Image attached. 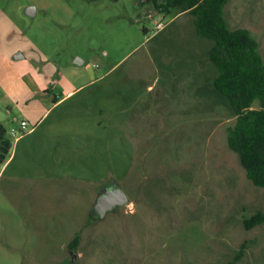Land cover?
<instances>
[{"label":"rangeland","instance_id":"374dc122","mask_svg":"<svg viewBox=\"0 0 264 264\" xmlns=\"http://www.w3.org/2000/svg\"><path fill=\"white\" fill-rule=\"evenodd\" d=\"M149 1L0 0L4 139L37 123L28 110L42 84L58 95L64 74L83 84L20 142L33 162L54 160L48 206L31 209L28 180L0 177V264H264V223L245 226L264 187L229 144L237 115L211 84L214 41L191 11L153 16ZM225 9L264 55V0ZM20 83L30 102L13 97ZM114 183L129 202L101 217L95 204Z\"/></svg>","mask_w":264,"mask_h":264},{"label":"trees","instance_id":"16d2710c","mask_svg":"<svg viewBox=\"0 0 264 264\" xmlns=\"http://www.w3.org/2000/svg\"><path fill=\"white\" fill-rule=\"evenodd\" d=\"M149 2L166 15L191 11L196 15L197 31L214 41L210 57L218 74L213 86L237 115L229 127V144L240 153L248 176L264 187V55L259 40L249 29L231 26L225 11L228 0ZM263 223L264 209L245 219L247 228ZM78 240L76 236V246Z\"/></svg>","mask_w":264,"mask_h":264},{"label":"crops","instance_id":"0c3cea01","mask_svg":"<svg viewBox=\"0 0 264 264\" xmlns=\"http://www.w3.org/2000/svg\"><path fill=\"white\" fill-rule=\"evenodd\" d=\"M150 11L152 12L153 16L157 13H164L160 11H155L154 8H150ZM194 19L196 20V15ZM172 20H177V19L176 17H173ZM156 21L157 22L163 21V19L159 18V19H156ZM13 57L14 56H10V54H7L5 55L4 60L6 63L14 66V64L16 65L18 62H15L16 60ZM17 57H22V55L17 56ZM63 76L64 78H62L61 82H59L60 85L64 89L62 95L53 93L51 87H49L48 84L41 85L40 90H44L43 93L44 95H46V98L44 100H41L39 103H36L37 106L36 104L34 106H31L30 109L28 110L29 112L28 115L30 116L31 121L34 120L37 123L33 125L32 128H30L27 132L16 137L14 145L11 144V141L9 139H2V138H5V133L7 130L4 124L0 123V127L1 126L4 127V130L2 129L0 131V138H1L0 139V151L4 152L0 154V162H1L0 177L2 178L3 176L7 175L8 180L24 179L30 182V188L28 190L30 192L29 196L31 197V200L33 202V204L31 205L32 210H36L38 208L37 202L39 200L43 201V206H48L49 191L52 186L53 174L55 172V163H54V160L48 159L49 157L47 153L48 151L46 152L47 153L46 156H44L46 158L45 159L43 158V160L40 163L33 162L31 157L29 156V154H32L33 149L29 146H26V147H22L21 148L22 150L20 151V142L27 136L36 132L38 125L42 122V120L45 118V116L48 114L50 110L56 109L63 102L69 100L83 86V84H77L75 81L71 80L65 74ZM213 80H214V77L211 80L212 86H213ZM52 84H55V82H53ZM13 86L16 88L15 90H13V88L11 87L14 92L13 94L14 96L12 95V93L8 92L9 96H13L15 100L17 101L18 100L21 101V99L29 98L28 101L30 102L31 89L29 86L23 83L19 84L20 89H17L16 84ZM4 88L6 90L5 85H4ZM37 107L40 108V109H37L38 111L36 110ZM23 120L28 121V118H23ZM29 123H30V120L28 121V125ZM4 140L6 141L3 142ZM20 152H21V155H20L21 157L19 158L18 155ZM13 164H14V167L11 168ZM28 190H25L26 193L24 196L28 197V193H29V192L27 193ZM69 242L67 243L68 245H69Z\"/></svg>","mask_w":264,"mask_h":264},{"label":"water","instance_id":"95a60500","mask_svg":"<svg viewBox=\"0 0 264 264\" xmlns=\"http://www.w3.org/2000/svg\"><path fill=\"white\" fill-rule=\"evenodd\" d=\"M28 12L34 14L35 7H29ZM129 202V197L118 183L106 186L99 194L95 204V211L104 216L109 210H117L122 205Z\"/></svg>","mask_w":264,"mask_h":264},{"label":"built area","instance_id":"2783aa9c","mask_svg":"<svg viewBox=\"0 0 264 264\" xmlns=\"http://www.w3.org/2000/svg\"><path fill=\"white\" fill-rule=\"evenodd\" d=\"M157 27L158 28H163V27H165V23L163 21H158L157 22ZM22 126H23V128H26L28 126V121L27 120H23L22 121ZM14 134H18V130L14 129Z\"/></svg>","mask_w":264,"mask_h":264},{"label":"flooded vegetation","instance_id":"af4514ba","mask_svg":"<svg viewBox=\"0 0 264 264\" xmlns=\"http://www.w3.org/2000/svg\"><path fill=\"white\" fill-rule=\"evenodd\" d=\"M112 185V184H111Z\"/></svg>","mask_w":264,"mask_h":264}]
</instances>
